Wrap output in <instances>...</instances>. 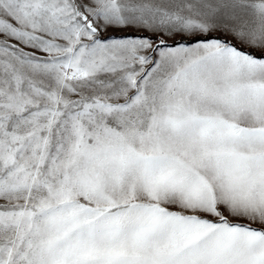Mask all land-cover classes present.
I'll use <instances>...</instances> for the list:
<instances>
[{"label":"snow or ice","instance_id":"obj_1","mask_svg":"<svg viewBox=\"0 0 264 264\" xmlns=\"http://www.w3.org/2000/svg\"><path fill=\"white\" fill-rule=\"evenodd\" d=\"M0 264H264V0H0Z\"/></svg>","mask_w":264,"mask_h":264}]
</instances>
